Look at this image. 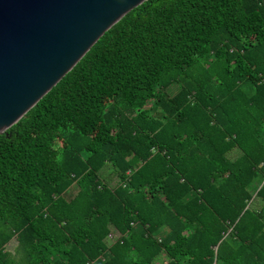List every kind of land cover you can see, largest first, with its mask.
Returning <instances> with one entry per match:
<instances>
[{"label":"trees","instance_id":"1","mask_svg":"<svg viewBox=\"0 0 264 264\" xmlns=\"http://www.w3.org/2000/svg\"><path fill=\"white\" fill-rule=\"evenodd\" d=\"M0 264H264V0L145 1L1 134Z\"/></svg>","mask_w":264,"mask_h":264},{"label":"water","instance_id":"2","mask_svg":"<svg viewBox=\"0 0 264 264\" xmlns=\"http://www.w3.org/2000/svg\"><path fill=\"white\" fill-rule=\"evenodd\" d=\"M147 0H0V135Z\"/></svg>","mask_w":264,"mask_h":264},{"label":"rangeland","instance_id":"3","mask_svg":"<svg viewBox=\"0 0 264 264\" xmlns=\"http://www.w3.org/2000/svg\"><path fill=\"white\" fill-rule=\"evenodd\" d=\"M177 86H172L170 89H169V92L171 93V94H174L176 91H177ZM17 246V241L16 240H13L11 243H10V245H9V249H11L12 251H14V249H15V247ZM164 260V256H160L159 258H158V261L159 262H162Z\"/></svg>","mask_w":264,"mask_h":264}]
</instances>
